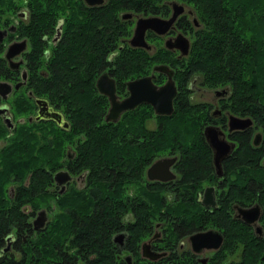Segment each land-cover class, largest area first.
I'll use <instances>...</instances> for the list:
<instances>
[{"label":"trees","instance_id":"trees-1","mask_svg":"<svg viewBox=\"0 0 264 264\" xmlns=\"http://www.w3.org/2000/svg\"><path fill=\"white\" fill-rule=\"evenodd\" d=\"M159 3L162 0H106L102 5L88 6L84 0H0V27L18 20V34L30 39L32 47L27 61L34 92L59 103L70 120V128L40 126V134L23 123L14 142L0 150L1 188L9 175L15 173L17 180L23 182L33 172V189L23 194L18 192L17 199L11 202L1 201L5 207L9 203L15 205L10 217L0 210V242L10 224L24 221L20 209L26 197L34 205L54 204L60 210L40 238L29 237L23 242V259L15 264L63 263L65 258H75L79 249L88 264H93L88 261L92 254L99 256L94 264H118L111 233L121 224L127 207L133 208L137 218L130 226L129 236L134 250L152 229L151 218L165 219L171 226L169 232L177 251L162 264H195L189 259V252L178 254L185 232L179 223L183 218L189 223L215 224L225 230L226 241L217 251L214 264H222L224 258L238 249L241 259L237 264H264V232L255 234L251 225L234 218L232 212L234 202L244 207L256 200L262 208L264 227V138L254 147L249 133L241 135L244 139L241 146L225 162V179L230 185H224L219 206L204 212L197 192L203 179L216 175L211 150L201 134L202 113L185 91L186 79L193 73L210 86L231 85L233 111L251 115L264 133V0H192L200 24L193 26L187 55L178 58L165 47L154 53L129 47L109 59L121 37L128 34L129 22L121 17V12L134 8L150 11ZM21 11L27 12V20L20 18ZM60 21L63 37L46 55L48 46L43 37H52ZM2 51L3 43H0V78H5L9 69ZM169 59L176 61L182 89L177 108L172 114L160 116L157 131L144 126V119L150 114L148 108L136 109L118 121L105 119L107 96L100 94L95 85V77L102 69L109 67L121 83L153 63ZM44 65L48 66V72L40 71ZM11 107L16 114L25 115L34 109V101L23 90ZM127 127L134 140L127 139ZM140 131L146 135L145 142L137 137ZM0 132L2 136L8 132L1 121ZM42 132H51L52 140L46 141L47 133ZM75 135L80 144L72 162L78 168H88V177L96 183V190L94 193L72 191L68 196L50 200L42 185L50 179L55 166L50 168V173L36 166L60 161L65 156L66 143L73 142ZM172 145L178 146L183 154L179 169L185 179L176 185L180 194L168 200L165 186H160L159 193L156 188L146 186L145 200L138 205L128 190L134 180L132 176L142 174L147 157L156 150L163 152ZM180 186L186 193L183 196ZM8 263L11 264L5 260L2 264Z\"/></svg>","mask_w":264,"mask_h":264},{"label":"flooded vegetation","instance_id":"flooded-vegetation-1","mask_svg":"<svg viewBox=\"0 0 264 264\" xmlns=\"http://www.w3.org/2000/svg\"><path fill=\"white\" fill-rule=\"evenodd\" d=\"M84 1L88 6H98L106 2V0H102L99 3L90 4L87 0ZM156 6V8L150 11H139L134 8L121 12V17L129 22L128 34L121 37V42L119 43L118 48L110 53L109 59H112L116 53L123 48L128 49L129 47L147 49L150 53L157 52L160 48L165 47L178 58H181L190 52L193 40V26L197 27L200 24L194 10L192 0H162V3L156 4ZM175 12L177 14L175 20L165 31L160 32L153 28L146 29L145 37L148 46L134 45L131 42L136 29L137 21L140 17L156 16L168 19L173 16ZM18 14L21 19L27 20L28 16L26 11H21ZM19 22L20 21L17 20L8 26L0 27V29H8L6 34L4 33L0 36V43H3V51L1 55L5 58L9 69L8 74L5 75V78H0V81L6 80L12 85V88L6 97L0 93V121L8 129L6 135L2 136V132H0V150L7 143L14 142L15 136L18 134L17 130L23 123L28 126L29 130L34 132L37 131L35 132L36 134H40L38 129L40 126H46L49 129L55 126L59 127L60 125L70 128V120L60 104L53 102L52 99L45 95H36L33 85L29 83L31 70L27 58L30 55L32 46L28 37L20 36L18 34L17 27ZM181 34L190 40L188 53H183L180 48L168 46L166 43L168 40H175ZM62 35L63 23L60 21L57 25L56 33H54L52 37L49 35H44L43 37L44 40H46V45L48 46L46 49V55H49L51 46L55 44L57 45L58 42H60L63 37ZM22 39L27 41L26 48L12 58L13 61H20L19 66H12L10 64V60L5 57L7 46L14 41ZM161 63L167 64L169 68L173 70L172 76L177 86V93L174 97V110L177 108L176 102L179 95H181L182 85L180 83V76L177 72L175 60L169 59L165 62L153 63L147 70H144L139 74L137 73L134 76L126 77L121 83L118 76L112 73L109 67H105L95 77V85L100 94L107 96L108 104L106 106V111L104 112V117L107 121H118L127 113H132L136 109L144 110V108H148L150 114L146 117V119H144V126L152 131H157L160 128V116L166 114L159 113L155 109L154 105L148 101H141L134 107L124 110L120 114V117L116 120L107 119L111 101L110 97L99 89L98 79L104 73L113 77L115 79L117 97L119 99H123L130 95L128 82L132 79L152 75L155 84H163L168 79L169 72L156 69V66ZM40 69L41 72H48V66L44 65ZM23 73L26 74V77H23ZM20 81H22V83L19 87H16V84ZM231 89V85L229 84L216 87L210 86L201 79L199 74L196 73H193L188 79H186L185 91L188 94V98L190 99V102L200 108V112L202 113L200 116L201 134L203 140L211 150V162L214 168V174L216 175V178L203 179L202 188H200L197 192V199L201 202L204 212L208 211V209L213 211L215 209L214 207L219 206L220 195L223 190H225L224 185H230V182H227L225 179V174L227 172L225 162L241 146V143L244 140L241 135L249 133L250 143L254 147H257V145H259L264 138V133L260 130L256 120L251 115H242L233 111L230 101ZM23 90H25L26 96L32 98L34 101V109L28 114L18 115L13 111L11 103L18 95L22 94ZM196 92L201 95V98H195ZM179 100L181 101V99ZM2 108H4V110H2ZM54 113H61V120L57 118ZM232 115H236L241 118H249L251 120L244 127H231L230 120ZM127 125L128 124H126V126ZM130 131L129 127L125 130V132H128L127 139H130L131 141L134 140V137H132ZM43 133H47L46 141L52 140V138H50L51 132H42V134ZM137 135L138 139L142 142H145L147 139L146 135L142 131L138 132ZM79 144L80 139L75 135L73 142L66 143L65 156L60 159V161L51 162L47 165L39 164L36 166V168L48 173H50V168L55 166V170L51 171L50 179L48 181H44L42 185L45 194L50 195L47 196L50 200L68 196L72 191L75 193H94L96 190V183L91 181L88 177V168H78L72 162L78 153ZM124 147L125 150H128L129 148L128 145ZM182 155V150L178 146L172 145L163 152L156 150V152L151 154L150 157H147V159L145 158L147 161L143 165L142 174L139 176H132L134 180L128 186L131 198L137 200L138 205H141L145 200L143 190L146 186L148 188H156L158 193L160 186H165L167 190L164 194L168 196V200L175 199L176 194H180V192H177L176 185L183 182V179H185L179 169ZM162 159L168 160V165L163 161V165L156 170H152L151 177L149 174L150 166L154 163L162 161ZM52 163H56V165H52ZM58 172L59 175L56 177ZM32 175L33 172L31 171L25 177L24 181L20 182L17 180V176H15L14 173L13 175H9V177L5 179L6 181L3 183L2 188L0 187V210H4L6 213H9V217L11 216L10 212H13L14 210L13 207L15 204L9 203V205L5 207L4 205L2 206L1 201L5 199V201L10 200L11 202L17 199L18 192L23 194L28 190L33 189L31 183ZM163 176L168 178L164 179L162 178ZM179 188L183 191L181 196L185 195L186 193H184V188L182 189L181 186ZM206 198L209 201H206ZM256 204H258V202L254 200L244 207L249 208ZM232 206L234 218L241 219L243 222L251 225L255 234H262L264 232V227L261 222L262 215L258 219L248 222L241 211V203L236 201L232 204ZM20 210L22 216H24V221L10 224L2 236V242H0V264L5 262V260H9L11 264L21 261L23 259L21 251L23 248V242H26L29 237H33L34 239L40 238V235L45 233L44 231L49 228V223L55 213L60 211L57 210L54 204L52 207H48L44 204L38 206L34 205L30 199H27V197ZM136 221L137 218L133 208L127 207V210L122 216L121 224L116 226L111 233V241L114 245L113 250L116 249L114 250V255L117 263L145 264L147 261H152L162 264L164 262H168V260H170L177 251L174 250V238L171 237L169 232V227L171 226L165 219L151 218L150 221H153L152 229L147 233L146 237L141 238L136 245L137 249L134 250V246L129 244V236L131 234L130 226ZM179 223L182 224L181 227L184 228L185 232L179 242L178 254L181 255L189 252L188 254L191 255L189 259L193 260L195 264H214L218 258V255H216L217 251L223 248L226 241L225 230L215 224L202 225L192 221L189 223L184 218L180 220ZM208 229L218 230L222 234V241L220 245L214 246L213 243L215 240L210 239L206 242L211 243V245H200L197 242L195 244V248L192 243L191 236L194 233ZM19 230L21 231L19 232ZM78 251L79 253L75 254V258H65V262L63 263L60 261H54L52 264H88L84 253L80 249ZM152 251L159 254L155 256L146 255L147 252L152 253ZM240 254L241 249H238L235 254L234 252L230 253L226 258H224L222 264L239 263L241 259ZM237 255L240 257L239 259H235ZM11 256H13V259H11ZM98 258L99 256L97 254H92L89 256L88 261L94 264Z\"/></svg>","mask_w":264,"mask_h":264},{"label":"water","instance_id":"water-1","mask_svg":"<svg viewBox=\"0 0 264 264\" xmlns=\"http://www.w3.org/2000/svg\"><path fill=\"white\" fill-rule=\"evenodd\" d=\"M102 0H87L88 3H99ZM176 12L168 19L156 17V16H148V17H140L136 24V29L134 35L131 39V42L134 45H144L148 46L145 31L147 28H153L157 31L163 32L165 31L175 20ZM8 29H0V36L4 33L6 34ZM26 40L22 39L19 41H14L7 46L5 57L10 60V64L12 66H19L20 61H13L12 58L19 54L26 48ZM168 46L177 47L182 50L183 53H188L190 48V40L183 36L179 35L175 40L166 41ZM156 69L165 70L169 72L168 79L161 85H157L153 81L152 75L142 76L136 79H132L128 82V87L130 90V95L126 98L119 99L116 93L115 87V79L108 74L104 73L98 79V87L103 92L106 93L110 97L111 106L109 112L107 114V119L116 120L120 117V114L128 109L137 105L141 101L151 102L155 109L161 114H171L174 110V97L177 93L176 82L172 76L173 70L169 68L167 64L161 63L156 66ZM23 77H26V74L23 73ZM22 81L16 84V87H19ZM12 85L10 82L6 80L0 81V93L3 96H7L10 92ZM4 110V108H2ZM57 118L61 120L62 114L54 113ZM251 119L249 118H241L236 115L231 116L230 124L231 127H244L246 126ZM162 159L157 163H154L149 168V174L152 177V170L158 169L161 165H163V161L168 165V160ZM59 175V172L56 174V177ZM164 179L168 177H162ZM206 201L207 200L206 198ZM211 201V200H210ZM241 211L244 214L246 221L252 222L255 219H258L262 215V209L259 204L253 205L249 208L241 207ZM213 239L215 242L214 246L220 245L222 241V234L218 230L208 229L205 231L194 233L191 236L192 243L196 248L195 244L198 242L200 245H211V243H207L206 241ZM155 252V251H154ZM147 252L146 255L155 256L159 253Z\"/></svg>","mask_w":264,"mask_h":264},{"label":"rangeland","instance_id":"rangeland-1","mask_svg":"<svg viewBox=\"0 0 264 264\" xmlns=\"http://www.w3.org/2000/svg\"><path fill=\"white\" fill-rule=\"evenodd\" d=\"M23 12V11H22ZM240 92V91H239ZM206 96H210V95H206ZM195 98H197V99H199V98H201V95L198 93V92H196L195 93ZM204 98V97H203ZM252 174H254L255 176H257L255 173H253V172H251ZM240 257L237 255L236 257H235V259H239Z\"/></svg>","mask_w":264,"mask_h":264}]
</instances>
